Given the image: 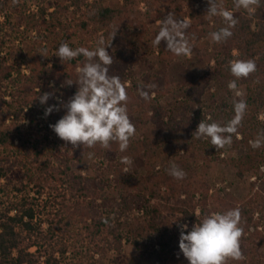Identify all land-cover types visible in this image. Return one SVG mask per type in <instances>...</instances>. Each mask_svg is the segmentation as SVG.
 Returning <instances> with one entry per match:
<instances>
[{
  "label": "trees",
  "instance_id": "trees-1",
  "mask_svg": "<svg viewBox=\"0 0 264 264\" xmlns=\"http://www.w3.org/2000/svg\"><path fill=\"white\" fill-rule=\"evenodd\" d=\"M106 1L0 0V264H189L179 250L178 224L190 230L204 216L234 208L241 211L245 258L227 264H264V141L257 149L249 143L264 133V0L254 13L235 11L232 36L214 43L211 52H199L205 62H214L209 71L196 74L186 60L188 74L181 81H173L169 71L181 56L164 42L158 54L161 73L155 80H136L133 38L148 51L142 43L148 27L172 12L188 19L186 34L195 51L208 35V3L196 8L197 0H112V7ZM141 3L145 18L131 16ZM212 19L215 30L226 26L221 17ZM101 38L105 46L126 43L106 49L113 58L109 75L130 82L125 85L128 115L136 131L143 129L125 152L116 142L108 149L99 144L74 149L50 128L66 114L61 102L76 93L77 68L86 62L83 56L61 62L57 48L66 42L73 49L94 50ZM237 59L256 63L255 72L236 80L240 97L228 88L236 79L230 61ZM141 89L149 99L139 95ZM45 93L50 99L42 105L39 97ZM238 100L247 109L230 145L216 149L210 138L193 135L202 120L226 125ZM53 105L59 111L45 116ZM167 132L181 137L170 139L163 155ZM240 149L238 158H224ZM181 152L186 157L180 158ZM89 153L93 175L83 173ZM123 156L133 163L122 164ZM218 161L234 166L240 179L256 176L248 197L212 190L209 174ZM173 164L186 173L184 179L168 174ZM110 189L120 196H109ZM126 245L136 248L134 258L127 257Z\"/></svg>",
  "mask_w": 264,
  "mask_h": 264
},
{
  "label": "clouds",
  "instance_id": "clouds-1",
  "mask_svg": "<svg viewBox=\"0 0 264 264\" xmlns=\"http://www.w3.org/2000/svg\"><path fill=\"white\" fill-rule=\"evenodd\" d=\"M237 9H244L254 13L255 7L259 6V0H233ZM207 17L211 20L219 16L223 19L225 27L210 33L214 43H220L232 36L231 28L235 27L238 20L229 11L222 7L220 0H207ZM160 27L153 40V46L159 47L161 42L166 44V49L176 56H189L192 47L187 38V29L190 24L185 19H177L174 13H169L161 21ZM104 39L98 41L94 50L85 47L73 49L68 43H61L55 52V56L61 62L71 61L80 56L85 58L82 67L77 68L78 85L77 91L66 103L61 102L66 110L51 130L73 148L80 146L93 148L99 144L108 149L112 142L119 145V151L125 152L129 142L136 134L135 125L132 123L127 109L128 95L125 84L119 76H110L109 68L113 58L106 50ZM256 71L254 60L230 61V73L236 79L228 84L229 90L236 96H243L237 90L236 80L247 78ZM70 86L73 82L67 80ZM155 87V85H150ZM139 95L147 100L148 92L138 90ZM50 94L45 93L39 97L40 103L46 104ZM247 104L244 100L234 102L235 115L226 125L221 126L216 122L199 123L193 133L197 138H210L211 144L216 149H223L232 143V134L237 133L238 126L243 120ZM53 111H59L55 105L45 109V116ZM209 120L211 117L208 118ZM264 141V133L252 141H249L253 149L260 148ZM93 156L89 153V159ZM121 163L131 165L133 161L127 157H121ZM128 171L127 168L124 169ZM168 174L175 179H184L186 173L176 165H172ZM241 211L239 208L227 210L226 212H214L203 217L199 223H195L189 230L187 224L178 225L180 228L179 250L189 264H227L228 259L243 260L244 254L241 250V238L244 230L240 227Z\"/></svg>",
  "mask_w": 264,
  "mask_h": 264
},
{
  "label": "rangeland",
  "instance_id": "rangeland-1",
  "mask_svg": "<svg viewBox=\"0 0 264 264\" xmlns=\"http://www.w3.org/2000/svg\"><path fill=\"white\" fill-rule=\"evenodd\" d=\"M106 5L109 6H116V2L112 0H107ZM207 3V0H197L196 3V8L201 7L202 5H205ZM220 3L223 8L232 11L233 13L235 11L243 12L246 13L247 11L244 9H237L234 6L233 0H220ZM256 9V7H255ZM145 12H146V5L144 3L138 4L134 6L131 11L130 15L139 19H144L145 18ZM175 17L177 19H182L181 16L175 14ZM188 21V19H186ZM214 19L208 20L206 23V28L208 31V35L197 43V48L196 50H192L191 54L189 56H181V62L176 63L171 67L170 71V76L173 81H181L183 80L187 74H188V69L185 64H183L184 61L190 60L191 61V66L192 70L196 74H203L206 71H209L210 68L214 65V62L212 61L210 64L205 62V60L201 59V56L199 54L200 51L203 50H208L209 52L212 51L214 42L210 38V33L215 32L217 30L214 29ZM222 26H225V23L223 22L221 24ZM160 24L159 22L152 24L148 27V30L146 32V35L144 36L142 43H146L148 46V51H144L141 47V43L136 39L133 38L134 42L137 45V55L139 58L134 63V76L136 77V80L140 81L144 76H148L150 79H156L157 75L161 73L162 71V65L159 61V47L153 46V40L159 30ZM253 28L256 29V25H253ZM126 43L124 41H119L118 43L111 41L110 42V47L111 48H123L125 47ZM237 54V51H235ZM145 58H142L144 57ZM142 58V59H140ZM142 81V80H141ZM144 81H142V84ZM130 82L128 81L125 83L126 86H128ZM241 92V91H240ZM170 99L164 98L162 99V103L166 105ZM210 110V109H208ZM260 119L264 120V112L260 114ZM142 130L136 131L135 136L133 137L134 140H137L141 137ZM172 135V136H171ZM181 136H176L174 137L171 132H167L164 134L163 137V155H165V152L169 151L171 148V143L170 139H176L180 138ZM244 152L243 149L232 151V152H227L224 154V158H238L242 153ZM185 152H181L180 158L186 157ZM89 154L86 155L83 159L82 166H83V173L86 175H93V171L91 169V163H92V158L89 159ZM93 157V156H92ZM161 161L157 160L156 164L159 165ZM114 173H110L109 177H113ZM210 184L212 187V190H221V191H228L230 193H234L237 197L240 199H244L250 195V186L251 182H256L257 178L255 175H248L247 177L240 179L236 175V168L232 165H226L221 161L215 162L211 166L210 170ZM107 194L111 197H119L120 193L116 190H108ZM182 223H179L178 225H181ZM45 227H47L45 225ZM179 232L180 228L178 227ZM35 249H32L34 251ZM125 253L129 259L134 258L137 255L136 248L131 245H126L125 247ZM143 264H148V263H143Z\"/></svg>",
  "mask_w": 264,
  "mask_h": 264
}]
</instances>
